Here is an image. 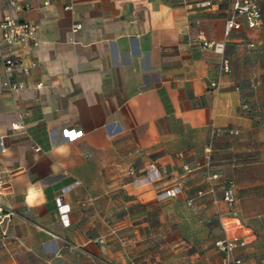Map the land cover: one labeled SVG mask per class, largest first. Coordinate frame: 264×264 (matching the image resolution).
<instances>
[{
	"label": "crops",
	"instance_id": "obj_1",
	"mask_svg": "<svg viewBox=\"0 0 264 264\" xmlns=\"http://www.w3.org/2000/svg\"><path fill=\"white\" fill-rule=\"evenodd\" d=\"M194 1L0 0L37 27L12 46L0 31V264H221L220 220L264 264V0L228 36L223 5ZM205 169L214 192L188 205Z\"/></svg>",
	"mask_w": 264,
	"mask_h": 264
},
{
	"label": "built area",
	"instance_id": "obj_2",
	"mask_svg": "<svg viewBox=\"0 0 264 264\" xmlns=\"http://www.w3.org/2000/svg\"><path fill=\"white\" fill-rule=\"evenodd\" d=\"M215 3L223 5L224 13V34L228 36L233 30H240L246 28H258L262 23V10L259 0H196L192 3L187 4L189 8L198 7L205 8L214 5ZM81 28V24L77 23L73 25V31ZM37 27L25 19H19L16 17L5 16L0 20V31L2 42L7 46H12L18 42H33L37 40L36 37ZM201 44L203 47L211 49L214 53L221 56V62L219 63V70L221 72H229L230 64L228 59L224 56L225 53V42L224 41H208L202 40ZM1 53V48H0ZM6 69L12 70L17 65L15 60L6 57L4 59ZM19 67V66H18ZM22 72H27L28 68L20 66ZM21 84L12 83L10 85L11 90L21 88ZM236 90L239 87H235ZM243 111L248 112L250 110L247 101L243 100L240 104ZM35 150H39L38 147H34ZM210 151V148H207ZM186 170H189L187 166H184ZM144 173H158V165L149 161L142 167ZM135 180L137 179V169L131 168L127 171ZM205 174V189H197L195 195L189 197L186 202L188 205L193 203L195 197H203L207 194L212 195L214 192V183L220 178L218 173H210L208 170H204ZM1 184V182H0ZM181 191L180 179L178 178V184L176 187H171L165 190V195L169 197H176ZM223 201L227 204L232 211V207L235 201V195L232 184L229 182L223 183ZM12 211H5L3 206L0 205V223L3 222L5 217L12 215ZM220 232L221 237L214 240V246L221 253V264H243L242 257L237 253V249L242 248L246 245V240L239 234L230 233L226 224L220 220Z\"/></svg>",
	"mask_w": 264,
	"mask_h": 264
}]
</instances>
